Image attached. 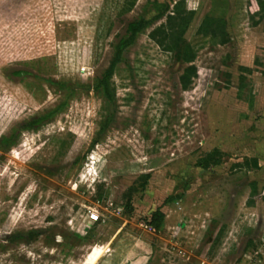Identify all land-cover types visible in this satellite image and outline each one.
Instances as JSON below:
<instances>
[{"label": "rangeland", "instance_id": "obj_1", "mask_svg": "<svg viewBox=\"0 0 264 264\" xmlns=\"http://www.w3.org/2000/svg\"><path fill=\"white\" fill-rule=\"evenodd\" d=\"M0 264H264V0H0Z\"/></svg>", "mask_w": 264, "mask_h": 264}, {"label": "trees", "instance_id": "obj_2", "mask_svg": "<svg viewBox=\"0 0 264 264\" xmlns=\"http://www.w3.org/2000/svg\"><path fill=\"white\" fill-rule=\"evenodd\" d=\"M150 24V20H146L143 16L138 17L137 19H133L130 20L126 23L125 26V32L124 34L120 35L119 39H118V44H117V52H116V56L113 59V61L111 62L109 68L106 70V72L104 73V77H109L114 69L115 63L118 60V58L120 57V53L122 51V49H124L128 44H130L131 42H133L135 40V37L146 27ZM191 53L192 50L190 49V47L188 46L187 49L185 50V53ZM184 59L186 61H192V55H187L184 57ZM17 73H20L17 72ZM196 75V67L193 65H189L185 68L184 70V74H182L180 76V81L182 83V85L184 87L187 86V84L190 82L191 78L193 76ZM32 122L21 126L20 128L26 129L29 127H32ZM11 135L9 137H5L3 139L4 143L9 144L13 141V138ZM212 153V152H211ZM208 158H205V163L204 166L206 167L208 165L207 162ZM213 163H215V160H212ZM164 218V214L161 210L157 209L155 210L152 215L151 218L149 220V224L154 228V229H159V227L162 224V220Z\"/></svg>", "mask_w": 264, "mask_h": 264}]
</instances>
